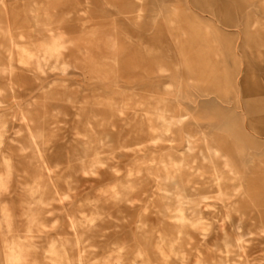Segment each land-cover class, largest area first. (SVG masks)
<instances>
[{
  "label": "rangeland",
  "instance_id": "rangeland-1",
  "mask_svg": "<svg viewBox=\"0 0 264 264\" xmlns=\"http://www.w3.org/2000/svg\"><path fill=\"white\" fill-rule=\"evenodd\" d=\"M43 29L63 57L21 62ZM0 122V263L31 202L46 227L22 264H52L54 238L71 244L60 264H144L141 248L162 264V238L183 253L169 264H264V0H0Z\"/></svg>",
  "mask_w": 264,
  "mask_h": 264
},
{
  "label": "bare ground",
  "instance_id": "bare-ground-1",
  "mask_svg": "<svg viewBox=\"0 0 264 264\" xmlns=\"http://www.w3.org/2000/svg\"><path fill=\"white\" fill-rule=\"evenodd\" d=\"M157 4H159V0H156ZM160 3H162L160 1ZM163 6V5H162ZM250 6L252 7H256V5L254 3H251ZM160 8H162L160 6ZM248 13L249 10L246 13H243L240 18L239 21L244 22L248 17ZM158 15H160L158 13ZM158 16H155L153 18V22H155L157 20ZM46 34L48 33V42L43 46L42 50L40 51L42 53V55H38L30 50L23 49L22 53L19 54L20 58L23 57L22 61L25 64H35L41 68V60H45L46 57H50V56H55L57 58H61L63 57L64 54V49L66 48V41L63 39V34L61 32H55L53 29H46V30H41L40 34ZM221 35L219 34V39H221ZM62 72L66 71V64L65 62L62 64ZM200 95L197 93H193L190 95H184L182 98H185L189 100V104L190 105H195L197 98ZM206 103H210L209 101H206ZM161 119L162 122H164L165 124H171L172 122L169 121L168 119L165 118V116L160 115L159 117ZM180 119H183V116L180 117ZM211 125H213L211 123ZM214 126V125H213ZM153 132L155 133L157 131L156 128H152ZM7 132V128L4 124H2V122H0V143L1 141H3V138L5 136V133ZM40 136L38 134H31V140H33V143L35 145V147L38 149L39 147V143L37 142V138H39ZM129 138V139H127ZM133 137H125V141L122 145V147L126 148V149H130L136 153L141 152V150L144 149V143L142 142H135L132 139ZM106 140L103 141V146H113V142H110L111 139L108 134H106L105 137ZM127 139V140H126ZM158 141V137L156 135H154V137L152 138V140H150V142L154 145L157 144ZM188 143L190 144V142L188 141ZM217 152L214 151V154H216ZM250 158L249 160H247V162H250ZM85 162V161H84ZM84 162L82 161L81 163H83L84 167H82V171H84V173L91 171L90 167H85L86 164H84ZM3 164H5V166L7 167V173H9V171L11 170V159L8 158H4V160L2 161ZM43 163L46 164L45 160L43 159ZM86 163V162H85ZM93 164H97V163H101V160L98 159H94ZM191 165V164H190ZM48 168V171L51 173V171L53 169ZM3 175L0 174V185H1V181H2ZM219 180V179H217ZM117 194H120L121 192H117V190H115ZM39 192V189H33L32 191H29L28 196L33 197V195L35 196V194H37ZM59 196V200L65 201L70 197V194L66 191H63L62 193H58L57 194ZM221 195L222 196H226V194L224 192L221 191ZM32 203H26L25 207H23V211H22V217H24L25 219V228H26V233L27 236L23 239L22 237L18 238H14L5 248V261L4 263H0V264H22L26 261V258L28 256L27 253V246H26V240L27 238H29L30 234L33 233V231L35 230H40L41 231V227L45 228V224L43 222H41L40 220H38V217L35 215V213L33 212L32 209ZM13 216L11 215V211L9 208L4 207L3 209V221H4V225L11 230L13 228ZM176 219L179 221H184L185 215H184V210L182 208H180L178 210V215L176 216ZM91 222V221H90ZM70 227L75 228L78 227V225L70 218ZM237 242L240 241V239L237 238L236 240ZM77 242H79V239L77 240ZM166 240H164L163 238L160 239L157 247H158V251L162 260V264H169L168 261L170 258L172 257H178V256H183V253L181 252L180 247L178 246V241L176 239H171L168 243H165ZM50 251L48 252V258L50 261H52V264H60L61 260H68L69 259V246H71L70 241L65 239V238H59V239H52L50 241ZM137 256L138 258L144 262V264H155L152 263L150 261V254L143 250L142 248L138 250L137 252ZM161 264V261H160ZM195 264H205V260L203 259V255L202 254H198L196 257V262Z\"/></svg>",
  "mask_w": 264,
  "mask_h": 264
}]
</instances>
